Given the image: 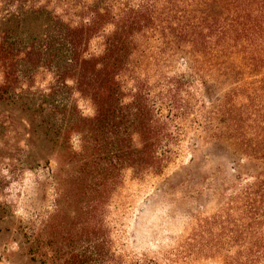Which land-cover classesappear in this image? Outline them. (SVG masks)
Segmentation results:
<instances>
[{
    "label": "trees",
    "instance_id": "trees-1",
    "mask_svg": "<svg viewBox=\"0 0 264 264\" xmlns=\"http://www.w3.org/2000/svg\"><path fill=\"white\" fill-rule=\"evenodd\" d=\"M0 101L58 138L77 264H147L119 249L128 180L218 206L222 264H264V0H0Z\"/></svg>",
    "mask_w": 264,
    "mask_h": 264
},
{
    "label": "rangeland",
    "instance_id": "rangeland-1",
    "mask_svg": "<svg viewBox=\"0 0 264 264\" xmlns=\"http://www.w3.org/2000/svg\"><path fill=\"white\" fill-rule=\"evenodd\" d=\"M57 140L34 134L28 119L0 101V264H77V250L88 247L85 242L77 247L74 204L66 202V216L59 213L50 178L63 174ZM191 159L185 152L170 173ZM149 188L128 180L120 190V202H131L134 210L116 215L123 239H131L121 241L119 249L147 264H222L219 231L214 240L207 226L218 206L200 209L205 201L199 204L195 197L148 196ZM112 211L106 209V234Z\"/></svg>",
    "mask_w": 264,
    "mask_h": 264
}]
</instances>
